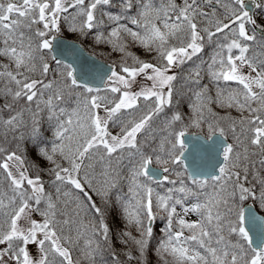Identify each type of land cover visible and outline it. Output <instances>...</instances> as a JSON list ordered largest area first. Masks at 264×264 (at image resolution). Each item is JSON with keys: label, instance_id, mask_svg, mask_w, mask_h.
Masks as SVG:
<instances>
[{"label": "snow or ice", "instance_id": "snow-or-ice-1", "mask_svg": "<svg viewBox=\"0 0 264 264\" xmlns=\"http://www.w3.org/2000/svg\"><path fill=\"white\" fill-rule=\"evenodd\" d=\"M112 5L0 0V58L7 61L0 62V134L17 141V150L0 144V264H80L72 248L81 242L82 258L96 264L104 245L112 248L105 205L113 194L125 226L139 232L121 238L137 245L142 262L160 219L166 220L157 248L163 264L169 256L172 264H264V217L254 210L264 209V25L256 14H264V0H135V15L134 0H120L116 15L104 11ZM98 12L114 25L107 34ZM65 31L110 45L121 62L81 63L83 50L66 42ZM125 36L155 52L159 63L130 52ZM206 43L216 44L212 80L237 85L217 83L214 102L238 118L207 107L204 101H213L206 88L194 93L189 114L174 99L180 93L173 68ZM141 75L152 84L133 91ZM45 113L51 148L41 131ZM205 126L207 134H200ZM29 127L27 136L20 132ZM26 139L48 165L50 191L43 166L18 152ZM191 214L195 221L185 218ZM29 245L38 247V258Z\"/></svg>", "mask_w": 264, "mask_h": 264}, {"label": "trees", "instance_id": "trees-1", "mask_svg": "<svg viewBox=\"0 0 264 264\" xmlns=\"http://www.w3.org/2000/svg\"><path fill=\"white\" fill-rule=\"evenodd\" d=\"M7 2V0H5ZM180 0H178V3ZM135 5V0H134ZM138 5H135L133 10L131 11V15L136 14V7ZM210 10V9H206ZM105 12H111L113 15L119 14L120 12V0H113V5L110 7H105ZM258 24L264 25V14H261L259 10H256ZM98 18L103 21L102 30L107 34L108 31L111 30V28L114 26L112 23L109 22L106 15H102L98 12ZM130 27H135L130 25ZM63 36L75 39L82 43L90 52L96 54L97 56L103 58L104 60L111 62L113 65H118L120 60V54L113 53L110 45L105 44H97L94 42L93 36L88 37H81L78 34L71 33L68 31H65ZM125 41L128 43V50L135 54L136 56L140 57L142 60L152 62V63H159L158 59L156 58L155 52L152 54H147L140 46L136 45L132 42L130 37L125 36ZM173 44L178 45V41L173 40ZM216 51V44H205L204 50L199 53L197 56L193 57L192 60L186 61L183 65L179 67L174 68V73L177 75V80L174 81V87L178 90L180 95L178 97H174V99H178L180 102L181 110L185 114H189L191 112V104L193 101H195V95L194 93L196 91H200L201 89H207L206 96L210 97L213 102L209 103L207 100L204 101V103L207 105V107L211 108L213 111L219 113L220 115L230 114L233 118H238L239 113L235 109H228V110H222L220 109L217 104L214 102L217 97V83H219V87L221 89L224 88H236L237 85L234 82H224L219 81L215 82L212 80L210 76L209 71V65L212 64V57ZM0 62L7 63L6 60L3 58H0ZM128 63L132 64V60L129 58ZM218 67V65L216 66ZM196 72H199V76H196ZM198 81V83L196 82ZM4 84L3 82H0V88H3ZM5 102V98L0 96V105H3ZM23 106L22 102L21 105L18 107ZM43 120L41 121V131L45 140V146L48 148H51L52 144L51 141L53 139L52 129L49 126V123L47 121L46 113L42 114ZM245 115H247L245 113ZM7 114L5 113V118ZM27 119V116H26ZM114 133L117 132L119 129L113 128L111 129ZM28 131H30V127L28 129H21L20 132H23L25 136H27ZM191 131L197 132L199 130L192 129ZM20 132H17L16 135L19 136ZM202 133L207 134V127L205 126ZM229 142H232L231 139H229ZM0 144L4 145L6 148L10 150H17V141L12 139V136L9 135L7 139H5L3 134H0ZM18 152H22L25 154V157L27 160L31 162L39 163L43 166V171H41L40 175L42 176L46 189L49 191L51 190L49 186V181L53 178L49 173L47 172L48 165L44 164V161L40 160L37 157L35 146L32 144L30 140H25L20 144V147L18 149ZM59 159V157H57ZM65 166L66 163H65ZM30 174H34V170L30 168ZM170 178H175L174 176ZM167 187H171V185H166ZM123 191L125 194H127V184H124ZM157 191H162L161 189L157 188ZM93 199L96 200L98 204L101 203L98 197L93 196ZM105 207L109 210L110 213V227L112 229V236H111V244L112 248L108 249L107 245H104L105 251L103 253V259L100 257H97L96 264H112V255L111 253L114 251L116 256L119 257L120 264H163V261L161 260V257L157 254V248L159 247L160 240L163 238V231L166 224V220H160L158 219L154 223V232H153V238L149 242V246L146 252V258L145 261L142 262L140 259V254L137 245L128 237L121 238V233L128 231L131 232L132 237L139 238V232L135 228V226H129L126 227L123 219L119 215V211L117 209V206L115 204V194L111 197L108 204L105 205ZM256 207L264 214V209L260 208L259 205H256ZM179 211V209H178ZM36 214V217L38 220H42V217L39 215V213ZM161 215H163L161 213ZM189 221H195L197 217L194 214H191L187 217H185ZM81 220L83 223L88 224L90 222V217L81 215ZM175 230V225H174ZM64 234H69L68 228H65ZM73 236H75L74 226L73 230L71 232ZM188 233L186 232L185 235ZM127 240V243H124L123 241ZM82 246V242L80 245H77L72 248L73 253V259L74 261L78 260L80 261V264H88L86 260H84L80 253V247ZM131 254L133 257H136V259L129 260L128 255ZM169 260V264H172V257H167Z\"/></svg>", "mask_w": 264, "mask_h": 264}, {"label": "water", "instance_id": "water-1", "mask_svg": "<svg viewBox=\"0 0 264 264\" xmlns=\"http://www.w3.org/2000/svg\"><path fill=\"white\" fill-rule=\"evenodd\" d=\"M64 39L66 40L67 43L69 44H76L78 45L82 50H83V56L80 57V60H81V63H84L86 65H90L92 64L93 61L97 62V63H104L106 64L107 66L111 67L113 66L112 64H109L108 62L98 58L97 56L89 53L82 45L81 43H79L78 41H75L73 39H69V38H66L64 37ZM67 62H71L70 60L67 61ZM254 210L256 211L257 215L260 216V217H264V215L262 213H260L256 207L254 206Z\"/></svg>", "mask_w": 264, "mask_h": 264}, {"label": "rangeland", "instance_id": "rangeland-1", "mask_svg": "<svg viewBox=\"0 0 264 264\" xmlns=\"http://www.w3.org/2000/svg\"><path fill=\"white\" fill-rule=\"evenodd\" d=\"M177 2H178V0H177ZM66 38H69V37H66ZM85 49H87V48L85 47ZM100 59H102V58L100 57ZM117 70H119V69L117 68ZM244 71L247 72V69H244ZM172 72L174 73V68H173ZM170 74H172V73H170ZM151 84H152V82L149 81L146 76L141 75V76L137 77V81L133 85V89L132 90L133 91H139L141 86L150 87ZM113 134H115V133L113 132ZM34 215L35 214H33V217H32L33 219H34ZM24 226H27V222L26 221L24 222ZM0 247H2V246H0ZM29 250H30V255H32L33 258H38L39 249H38V247L36 245H29Z\"/></svg>", "mask_w": 264, "mask_h": 264}]
</instances>
